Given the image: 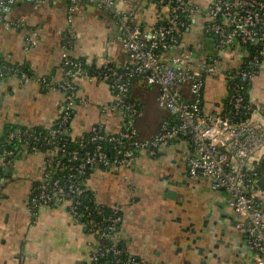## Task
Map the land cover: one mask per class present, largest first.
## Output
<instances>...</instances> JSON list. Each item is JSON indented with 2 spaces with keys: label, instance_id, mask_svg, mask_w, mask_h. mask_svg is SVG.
I'll list each match as a JSON object with an SVG mask.
<instances>
[{
  "label": "crops",
  "instance_id": "obj_1",
  "mask_svg": "<svg viewBox=\"0 0 264 264\" xmlns=\"http://www.w3.org/2000/svg\"><path fill=\"white\" fill-rule=\"evenodd\" d=\"M195 1L207 6L212 0ZM66 7V0H49L41 8L19 1L12 17L24 18L26 25L10 30L0 25V64L19 68L0 77V135L11 127L16 132L22 127H48L58 118L62 91L54 82L65 73ZM136 22L144 31L151 30L153 10L149 4H141ZM204 23L205 17L199 15L181 34V47L192 49L196 64L212 51ZM71 32L74 38L69 53L73 57L97 67L109 65L116 71L129 65L117 23L105 11L82 5ZM241 57L238 53L227 64L238 67ZM78 90L76 115L69 127L72 138H82L99 123L106 132H116L123 124V111L116 108L109 83L85 76L78 80ZM131 90L141 111L136 126L142 138L150 137L170 115L157 104V86L136 79ZM227 93L223 80L210 79L203 94L204 110L216 111ZM249 97L262 109L264 120V56L251 80ZM45 155L42 150L23 148L8 163L0 153V264H84L95 247L94 236L66 205L55 203L35 213L29 209L33 188L44 178ZM193 155L188 142L164 143L154 156L141 153L135 165L119 173L97 168L90 178L94 198L120 209L124 250L141 264L245 261L244 239L235 229L225 190L212 189L207 177L189 178ZM263 160L264 147L247 164L264 168ZM166 188L173 189L175 196L166 197ZM188 236L197 237L200 251L189 250ZM229 251L233 255L225 263Z\"/></svg>",
  "mask_w": 264,
  "mask_h": 264
},
{
  "label": "built area",
  "instance_id": "obj_2",
  "mask_svg": "<svg viewBox=\"0 0 264 264\" xmlns=\"http://www.w3.org/2000/svg\"><path fill=\"white\" fill-rule=\"evenodd\" d=\"M19 1L41 8L49 0H0L3 28L10 30L26 25L24 18L12 17ZM66 3L69 29L65 33L62 55L65 73L54 82L62 91L57 126L43 137L22 130L19 135L22 148L36 151L44 141L56 145L55 140L61 136L63 128L75 118L78 80L85 76L100 77L109 83L115 93V106L123 111V124L116 132H106L102 124H96L89 139L82 140L78 149L68 152L63 141L58 150L67 154L66 161L54 151L47 153L44 178L33 188L29 209L35 213L55 203L66 205L95 238V247L84 264H92L98 257L110 253L114 260L109 264H141L129 255L124 260L119 257L122 252L118 244L120 209L111 207L113 212L105 219L95 218L93 211L102 213L101 203L94 196L95 208L83 202L78 175L97 164L110 166L113 172L119 173L135 164L138 152L154 156L164 143L182 135L194 149L189 159V177L193 180L207 177L212 188L225 190L235 228L246 244V258L242 264H264V188L258 183L264 168L261 165L252 168L247 164L264 147L263 111L245 99V93L250 92L247 87L264 56V0H212L207 6L195 0H66ZM143 3L153 10V25L149 31H144L136 22V13ZM82 5L105 11L116 21L119 42L130 58L123 71L104 64L97 67L93 75L69 53L70 39L74 38L71 25ZM199 15L205 17V33L212 34L209 37L212 51L196 64L192 49L181 47L178 28L188 26L186 21H181V16L193 21ZM247 46L252 49L245 51ZM237 52L245 55V63L241 61L238 67L227 64ZM234 68L238 76H233ZM18 70L17 66L0 64V77ZM138 74H144L146 84L158 87L157 104L170 115L147 138L141 137L136 126L141 113L139 105L127 97L131 77ZM210 79L224 81L232 105L231 115L223 112L222 103L216 111L204 110L203 94ZM8 136L15 137L12 133ZM103 140L115 143L114 154L107 153ZM89 143H95L94 149L88 148ZM2 153L10 163L14 151L2 149ZM74 160L76 164L72 163ZM59 169L68 172L51 178Z\"/></svg>",
  "mask_w": 264,
  "mask_h": 264
},
{
  "label": "trees",
  "instance_id": "obj_3",
  "mask_svg": "<svg viewBox=\"0 0 264 264\" xmlns=\"http://www.w3.org/2000/svg\"><path fill=\"white\" fill-rule=\"evenodd\" d=\"M182 20L186 21V24L187 25H190L191 22H192L191 19H187L184 16H181V21ZM185 27H179L178 28V32L180 34L179 35L180 36L179 37L180 38V41H181V34L183 33ZM211 35L212 34H208V37L211 38L212 37ZM177 36H178V33H177ZM66 37H67V34H66ZM210 40H212V39H210ZM179 48H181V47H179ZM175 49H177V47L174 48V50ZM251 49H252L251 46H247L245 48V51H249ZM75 59L79 60L83 64V66L87 70H89V73L90 74L96 75V70H98V68H97L96 65L87 64L86 62H84L81 59H78L76 57H75ZM246 60H247V58L245 57V55H242L241 61L245 63ZM243 65L244 64H242V66ZM243 68H244V66H243ZM233 76H238V71H237L236 68L233 69ZM136 79H140V81H144V74H138V75H134L133 77H131V84H130L131 86L129 88V92L127 94V97H128V99H131L132 101L136 102L139 105L138 101L133 98V94L132 93L134 91L131 90L132 83L134 84V80H136ZM246 87H247V85H246ZM249 87H250V85L247 88H249ZM245 99L247 101L251 102V99L249 97V92H246L245 93ZM202 106H203V102H202ZM222 106H223V109L222 110H223L224 113L230 114V115L232 114V105L229 102V96H226L225 99L222 101ZM139 108H140V106H139ZM57 120L58 119H56L53 122V124L51 126H48V127H43V126L22 127V128H20V130L18 132L15 131V128H12L11 127V129L9 130L10 132H8L6 134L0 135V153L3 154L2 153V149L3 150L4 149H7V150L8 149H12L14 151V155H15L17 152H19L20 150L23 149L22 148L23 147L22 146V142H20V138H19V135H20V133H21L22 130H29L33 134H38L41 137H43L46 134H48L51 131L52 128H54V127L57 126L56 125ZM71 122H69V124L63 128L62 133H61V136L58 137V138H56V140H55V144L56 145L50 144V143H45V141H44L43 144H41L40 146H38V150H42V151H44L46 153L45 157L48 155L47 153H50L51 151H54L57 156L61 157V159L63 161H66L67 160V154L58 150V146L60 145V143H62L63 141H65V143H66V150L68 152L69 150L78 149L79 148V145H80V142L82 140L89 139V137L91 136V132L86 133L80 139L72 138V136L70 135V128H69ZM10 133L14 134L15 137H13V138L9 137L8 135ZM28 142H29V140H28ZM175 142L176 143L187 142V138L181 135L178 138H176L175 140H171L169 142H166L165 144H167V143L173 144ZM102 144L105 146V149H106L107 153H109V155L114 154L115 143L108 142L106 140H103L102 141ZM94 145H95V143H89L88 144V148L89 149H94ZM140 154L141 153L138 152V154H137L138 156L137 157H139ZM136 162H137V160H136ZM72 163L73 164H76L77 161L74 160V161H72ZM97 168L111 169L110 166H104V165H101V164H97L96 167L88 170L85 174H83V175L79 174L78 175V180L82 184V190H83V193L81 194V199L83 200V202L85 204H88L91 208H95L96 204L93 201V199H92L93 198V195H92V193L89 190V181H90V178H91L92 174L94 173V171ZM66 172H68L66 169H64V170L59 169L55 173H52L51 178L61 177ZM99 206H100V208H102V213L101 214L97 213L96 211H93V216L95 218H97V219H105L106 216L110 215L113 212V209L110 206L102 205V204L99 205ZM106 223L107 222H105V224ZM118 244H119V247L122 249V252L120 253L119 257L122 260H124V259H126L128 257V254L124 250V246H123V242H122L121 238H120ZM112 260H114V257L110 253V254H106L103 257H98L96 259V261L93 262L92 264H109Z\"/></svg>",
  "mask_w": 264,
  "mask_h": 264
},
{
  "label": "flooded vegetation",
  "instance_id": "obj_4",
  "mask_svg": "<svg viewBox=\"0 0 264 264\" xmlns=\"http://www.w3.org/2000/svg\"><path fill=\"white\" fill-rule=\"evenodd\" d=\"M65 38V36H63V39ZM190 178V177H189ZM191 179V178H190ZM212 188V187H211ZM173 190V189H171V188H166V190H165V192H164V195L166 196V197H172V196H170L169 194H167L168 193V190ZM212 189H214V188H212ZM171 195H172V193H171ZM228 204V203H227ZM235 225V224H234ZM183 229H185V230H190L191 229V227H184ZM236 229V228H235ZM237 231V230H236ZM238 233V232H237ZM239 234V233H238ZM240 235V234H239ZM241 236V235H240ZM242 237V236H241ZM186 239L188 240V239H190V242L188 241V243H187V245H188V247H189V250H193V248L195 249V250H197L198 251V249H199V251H200V249L201 248H199V247H197V244H196V241H197V237L196 236H188V237H186ZM244 244H245V242H244ZM214 245H216V243H214ZM198 248V249H197ZM245 248H246V244H245ZM231 250V249H230ZM230 252V251H229ZM233 255V253L232 252H230L229 253V255H228V253H227V255L225 256V258H223V261L226 263V261L227 260H230V256H232ZM192 258V257H191Z\"/></svg>",
  "mask_w": 264,
  "mask_h": 264
},
{
  "label": "water",
  "instance_id": "obj_5",
  "mask_svg": "<svg viewBox=\"0 0 264 264\" xmlns=\"http://www.w3.org/2000/svg\"><path fill=\"white\" fill-rule=\"evenodd\" d=\"M258 183H259V185H260L261 187L264 188V175L259 179ZM171 193H172V195H171ZM167 194H169L170 196L174 197L176 193H175L174 190H170V189H169ZM78 222H79V221H78ZM79 223H80V222H79ZM83 227H84V226H83Z\"/></svg>",
  "mask_w": 264,
  "mask_h": 264
},
{
  "label": "rangeland",
  "instance_id": "obj_6",
  "mask_svg": "<svg viewBox=\"0 0 264 264\" xmlns=\"http://www.w3.org/2000/svg\"><path fill=\"white\" fill-rule=\"evenodd\" d=\"M191 180H193V179L191 178ZM188 241L190 242V239H188V240H187V242H188ZM192 251H195V249L193 248V250H192ZM188 264H189V263H188Z\"/></svg>",
  "mask_w": 264,
  "mask_h": 264
}]
</instances>
